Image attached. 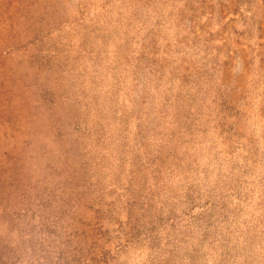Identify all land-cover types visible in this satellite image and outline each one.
Returning a JSON list of instances; mask_svg holds the SVG:
<instances>
[{
    "label": "rangeland",
    "instance_id": "obj_1",
    "mask_svg": "<svg viewBox=\"0 0 264 264\" xmlns=\"http://www.w3.org/2000/svg\"><path fill=\"white\" fill-rule=\"evenodd\" d=\"M0 264H264V0H0Z\"/></svg>",
    "mask_w": 264,
    "mask_h": 264
}]
</instances>
